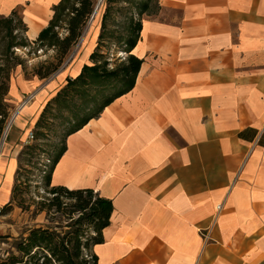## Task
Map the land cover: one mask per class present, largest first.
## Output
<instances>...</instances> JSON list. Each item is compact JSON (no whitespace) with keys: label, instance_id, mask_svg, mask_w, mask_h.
Segmentation results:
<instances>
[{"label":"crops","instance_id":"obj_1","mask_svg":"<svg viewBox=\"0 0 264 264\" xmlns=\"http://www.w3.org/2000/svg\"><path fill=\"white\" fill-rule=\"evenodd\" d=\"M58 1L0 0V14L20 7L32 42ZM156 2L130 52L141 59L133 87L65 136L50 184L111 200L98 264H264V0ZM55 84L0 144V208ZM8 96L18 102L11 86Z\"/></svg>","mask_w":264,"mask_h":264},{"label":"trees","instance_id":"obj_2","mask_svg":"<svg viewBox=\"0 0 264 264\" xmlns=\"http://www.w3.org/2000/svg\"><path fill=\"white\" fill-rule=\"evenodd\" d=\"M95 1L59 0L52 6V15L47 25L39 31L32 42L25 36L27 27L23 22L20 7L12 9L8 15L0 14V140L12 109L8 99L10 73L16 66L22 65V61L16 55V49L20 51L26 49L27 52L32 48L53 49L54 58L59 63L81 38L94 12ZM20 27L24 31V36L17 39ZM103 27L104 23L101 24V29ZM140 27L139 22L135 37L128 41L127 62L122 63L120 68L107 70L104 67L99 68L96 63L84 64L76 77L66 78L65 86L53 99H57L61 92L75 81L85 80L86 76L111 77L121 72L122 80L125 82V87L106 99L95 115L86 117L66 135L80 128L90 118L97 116L106 105L133 87L141 59L130 52L139 38ZM100 36L101 34L98 38ZM94 54L93 51L89 55V61L93 60ZM52 66V62L47 63L45 73L41 72V66L37 75L41 78L48 76ZM48 103L49 101L46 106ZM246 133V130H243L239 136L247 137ZM63 150L64 146L55 156L49 174L45 177L47 186L50 184L52 168ZM22 154L23 152H20L17 158L18 168L11 198L0 208V215H4L12 206ZM48 192L52 197L40 201L33 211L29 210V206L21 205L22 211L29 213L28 221L22 230L17 231L16 235L0 236V242L6 241L8 245V248L0 254V264H98L94 246L104 241L103 230L109 225L114 210L111 200L99 196L91 188L68 189L63 186H50ZM43 211L45 212L43 221H37L38 215Z\"/></svg>","mask_w":264,"mask_h":264},{"label":"rangeland","instance_id":"obj_3","mask_svg":"<svg viewBox=\"0 0 264 264\" xmlns=\"http://www.w3.org/2000/svg\"><path fill=\"white\" fill-rule=\"evenodd\" d=\"M98 1H95V6L98 3L95 14L89 19L81 38L59 63L54 58L53 49L32 48L30 52L22 50L16 53L22 65L16 66L11 71L9 85L18 100L20 91L23 93L31 91L23 90L21 81L33 79L35 82L32 83L31 89L37 92L54 80L57 82L56 92L60 91L66 84L61 85L66 80L62 77V73L68 70L91 42L95 54L88 64L96 63L99 68L113 70L127 62L128 41L135 37L139 20L145 15L157 12V2L156 0ZM102 23L104 27L101 29ZM96 28H99L98 35L101 36L93 39ZM23 36L24 31L20 27L17 39ZM50 62L53 63L50 67L51 73L44 78L39 77L38 70L42 66L41 72L45 73L47 71L45 66ZM122 78L121 72L111 77L86 76L85 80L75 81L63 90L57 99H53L56 94L50 98L48 105H44L45 109L38 108L37 119L32 128L34 139L28 144L22 143L17 154L18 158L19 153L23 152L17 175V187L11 208L4 215H0V236L16 235L17 231L24 228L29 213L23 212L21 205L29 206V210L33 211L40 201L52 197L48 192L51 184L47 186L45 177L49 174L55 156L64 146L65 135L86 117L95 115L106 99L122 90L125 87ZM8 99L13 110L17 103L11 101L9 96ZM30 121L29 119L22 131V136L31 127ZM44 216L43 211L38 215L37 221H43ZM5 242H0V254L8 248Z\"/></svg>","mask_w":264,"mask_h":264},{"label":"built area","instance_id":"obj_4","mask_svg":"<svg viewBox=\"0 0 264 264\" xmlns=\"http://www.w3.org/2000/svg\"><path fill=\"white\" fill-rule=\"evenodd\" d=\"M24 50L26 51V49H23V51ZM16 51L20 52L19 49H16ZM36 93L37 92H35V91H29V92L23 93L20 96V99L18 100L15 108H13V110L11 109V111L9 113V117L7 119V122H6V126L4 129L2 138L0 140V144H3L6 141L7 135H8V133L12 127V124H13L15 117L20 114V111L23 107L28 106L35 99ZM33 139H34V133H33V130H30L26 134L24 144H28ZM217 209H220V205L217 206Z\"/></svg>","mask_w":264,"mask_h":264},{"label":"bare ground","instance_id":"obj_5","mask_svg":"<svg viewBox=\"0 0 264 264\" xmlns=\"http://www.w3.org/2000/svg\"><path fill=\"white\" fill-rule=\"evenodd\" d=\"M98 29L99 28H96V30H95V32H94V36H92V38L94 39L95 38V35H96V33L98 32ZM92 44H93V42H91L83 51H82V53H81V56L72 64V66H71V68H70V71H71V74L72 75H75L77 72H78V70H79V68H80V66H81V64H82V62L87 58V56H88V53H89V51H90V49H91V46H92ZM39 97V96H38ZM34 105H36V102L34 103ZM27 107V106H26ZM26 107H23L22 109H21V111H20V114H23V115H26V110H25V108ZM18 117V115L15 117V119ZM7 147L3 150V152H7Z\"/></svg>","mask_w":264,"mask_h":264},{"label":"water","instance_id":"obj_6","mask_svg":"<svg viewBox=\"0 0 264 264\" xmlns=\"http://www.w3.org/2000/svg\"><path fill=\"white\" fill-rule=\"evenodd\" d=\"M99 1H100V0H99ZM99 1H98V2H99ZM97 6H98V3H97V5L95 6V9H94L93 14L91 15V18L94 16V13H95V10H96ZM91 18H90V19H91Z\"/></svg>","mask_w":264,"mask_h":264}]
</instances>
